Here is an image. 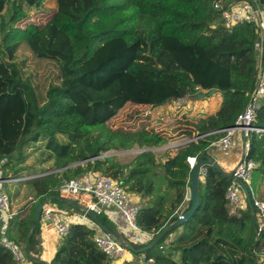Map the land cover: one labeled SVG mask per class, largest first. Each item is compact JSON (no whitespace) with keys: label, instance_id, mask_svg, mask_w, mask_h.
<instances>
[{"label":"trees","instance_id":"16d2710c","mask_svg":"<svg viewBox=\"0 0 264 264\" xmlns=\"http://www.w3.org/2000/svg\"><path fill=\"white\" fill-rule=\"evenodd\" d=\"M214 1L24 0L41 12L55 11L47 22L38 24L22 13L23 4L14 3L5 19L9 0H0V178L43 174L22 181L36 204L30 202L16 211L6 236L24 251L28 243L35 257L27 255L32 264H45L38 257L40 221L32 231L36 206L47 197L52 198L49 203L57 202L54 197H61L64 181L85 173L111 176L140 197L137 225L152 238L137 249L147 247L178 220L176 211L187 193L183 212L191 208L193 169L188 157L209 153L223 130L235 124L255 88L261 53L258 27L243 23L227 28ZM217 1L228 4L233 0ZM251 1L264 10V0ZM177 51H190V59L199 61L202 68L220 69L226 86L219 90L222 101L217 110L200 118L198 138L162 162L152 149L167 143L164 135L115 131L108 122L132 97L133 80L155 78L163 85L182 87L154 104L164 108L163 115L170 113L167 104L187 92L197 97L196 82L176 67H184ZM262 57L264 62V43ZM44 65L53 69L47 85L37 80V70ZM31 66L36 71L28 70ZM211 82L202 81L204 85ZM253 124L264 129V96ZM39 144L45 147L43 158L38 165L27 166L29 150L38 149ZM134 147L141 151L129 163L111 154ZM245 159L257 163L254 185L264 181V132L250 135ZM50 162L60 171L47 173L44 164ZM231 182L206 165L199 182L201 203L182 224L185 233L171 241L166 252L160 247L177 226L171 228L155 246L134 252L135 259L124 264H257L264 254V233L259 234L254 225L251 205L232 212L226 198ZM97 218L111 229L106 214ZM95 235L96 230L88 225L73 223L50 264H113L97 246ZM2 239L0 233V264H19Z\"/></svg>","mask_w":264,"mask_h":264},{"label":"built area","instance_id":"2783aa9c","mask_svg":"<svg viewBox=\"0 0 264 264\" xmlns=\"http://www.w3.org/2000/svg\"><path fill=\"white\" fill-rule=\"evenodd\" d=\"M213 6L223 12V19L227 28H231L237 24L254 23L258 27L261 36V53L255 88L249 96L247 105L237 116L235 124L224 129V135L218 141L222 149L228 151L233 146L234 134L239 133L241 135L244 146L243 157L234 169L229 172L234 178L227 189L226 198L229 201L232 212L247 209L251 205L249 202V198H251L252 206L256 210V228L260 234L264 233V199L257 196L252 186L253 173L257 163L252 159H245V155L248 153L250 135L253 132H264L263 128L253 124L259 108V101L264 96V62L262 57L264 10L260 6L255 5L251 0H233L228 4L215 0ZM196 89L198 90V87ZM191 96L187 92L184 96L176 98L174 101L175 107H180L184 103L189 102ZM197 138L193 139L196 140ZM197 158L196 156L188 157V162L192 169L195 166ZM205 173L206 166L204 165L201 170V178H203V174ZM20 179L23 178L13 180L17 181ZM245 186L248 187L249 191L245 189ZM60 196L74 200L77 210H59L48 203L43 206L40 220L44 226L52 225L61 239L69 234L73 223L92 222L90 213H94L96 216L107 214L111 211L120 213L124 221V229L121 233L128 237L126 240L109 229L103 228L98 222H93L94 225L91 226V228L96 230L95 242L97 246L109 256L112 263L125 259L132 253L129 245H143L145 244V237L149 236L152 238L151 233L142 231L137 225L140 203L134 201L131 193L127 192L122 184L111 176L91 171L80 177L66 180L60 187ZM185 198L186 202L189 198V193H187ZM182 205L176 211L178 219L183 217L184 212L180 209ZM15 214L16 211L12 208L9 195L1 191L0 233L3 235L2 243L14 254L19 264H32L21 246L6 236L9 221ZM129 238L132 240V243ZM160 248L163 247L161 246ZM140 259L143 261L144 255H141ZM257 264H264V254L260 255V260Z\"/></svg>","mask_w":264,"mask_h":264},{"label":"rangeland","instance_id":"374dc122","mask_svg":"<svg viewBox=\"0 0 264 264\" xmlns=\"http://www.w3.org/2000/svg\"><path fill=\"white\" fill-rule=\"evenodd\" d=\"M23 4L24 8L22 13L26 14L29 17V20H32L35 23L42 24L47 22L55 13V11L51 12H41L36 10L34 7L28 6L24 0H9L4 12L3 17L8 19L12 13V6L13 4ZM22 25L26 23V20H23ZM1 34H0V41H1ZM177 53V54H176ZM175 53L177 59L181 61V64L184 67H180L177 64V68L182 69L186 72L187 79H192L196 82V86L198 87V93H203L205 95L204 98L199 99L198 96L194 97L191 96V100L189 102L184 103L180 107H175L174 99L171 103L167 104V109L169 110V114L163 115V107H156L154 104L162 100L167 96H171L176 94L173 89L176 91H180L182 88L179 86L175 88L173 83L170 85H163L160 82H157L155 78H143L139 80H133L130 82V90L132 97L128 100L127 104L119 110L117 115H115L109 122L108 127L112 130L120 131V132H135V131H143L146 133L158 132L167 139V143L164 146H167L170 142H176L173 145L176 148H180L185 145V142L195 138L196 136V126L200 120V118L208 113L210 108H214L216 105L212 101L215 98L214 94H217L220 88L226 86L225 79L221 76L222 73L220 69H217L214 65L208 66L207 68L199 65V61L195 62L190 59V51H177ZM196 58H194L195 60ZM197 61V60H196ZM204 64V63H203ZM222 69V68H221ZM28 70L36 71V68L31 66ZM52 67L50 65H44L38 68V81L41 82L43 85H47L53 76ZM207 80H211L210 84H203ZM215 81V82H214ZM219 84H218V83ZM127 84V82H126ZM172 87V89L170 88ZM164 88H168L165 91ZM164 89V90H163ZM169 90V91H168ZM165 91V92H164ZM162 92V93H161ZM214 100V101H215ZM178 108V109H177ZM180 110V112H177ZM181 129H187L186 131ZM195 131V132H194ZM186 133V136L180 137V141H175L179 139L178 137L181 133ZM195 134V135H194ZM183 138V139H182ZM61 140H64L61 138ZM162 146V147H164ZM137 151H131L136 149ZM169 148V147H167ZM174 149V148H169ZM130 151L124 152L123 150L120 151H111V153H115L116 156L122 162L129 161L134 154H137L139 151L138 147L132 148ZM165 151L164 149H162ZM45 151L44 144H39L38 149L29 150L30 156L27 161V166H36L40 159L43 158ZM159 154V152L157 151ZM163 153V152H162ZM45 167L49 169L47 173L55 172L56 168H54L52 162L44 164ZM40 175H32V176H25L23 179L14 181L11 180H3L0 178V192H6L9 196H11L12 201V208L13 210L17 211L19 208L31 202V204H36L35 196L30 192L29 188L22 184V181L36 178ZM6 184V187H5ZM254 185V181H253ZM256 189V194L259 198L264 199V181L257 182L254 185ZM175 193V191H172ZM172 195V194H171ZM174 196V195H172ZM171 196V197H172ZM187 199L186 202H188ZM117 232V230L115 229ZM186 227L184 225L177 226V228L171 231L167 238L164 239L163 244L164 247L162 250L168 252V244L171 241L177 239L181 234L185 233ZM137 246L136 244H134ZM167 247V248H166ZM134 254V252H133ZM138 261L142 262L141 259L138 257Z\"/></svg>","mask_w":264,"mask_h":264},{"label":"crops","instance_id":"0c3cea01","mask_svg":"<svg viewBox=\"0 0 264 264\" xmlns=\"http://www.w3.org/2000/svg\"><path fill=\"white\" fill-rule=\"evenodd\" d=\"M198 96V95H197ZM215 98H217L216 100L213 99L212 101L214 102V104L216 105L214 108H210V110L208 111V113L211 112H215L217 110V108L219 107L221 101H222V95L221 92H218L217 94H214ZM201 99V98H199ZM215 100V101H214ZM207 114V113H206ZM181 130H187V129H181ZM195 132V131H194ZM195 135V134H194ZM182 136H186V133H181V135L178 137L179 139L175 140V141H180V137ZM183 139V138H182ZM233 146L230 150L225 151L222 149V147L220 146V143L217 142L215 143L212 147L211 150L209 151V154H211L212 156L215 157L216 161L218 162V164L220 165V167L226 172L229 173L231 172L234 167L238 164V162L242 159L243 157V152H244V146H243V142H242V138L241 135L239 133L234 134L233 136ZM174 143L176 142H170L169 144H167V146L164 147H159V148H153L152 150H154L156 152V156L158 161H165L167 159V157L170 156H174L179 148L174 147L173 145H175ZM167 147H171L174 149H169ZM139 148V147H138ZM162 149H164L165 151H163ZM130 151V150H128ZM131 151H137L136 149H133ZM141 151V149L139 148L138 153ZM157 151L159 152V154L157 153ZM127 152V151H124ZM163 152V153H162ZM114 154L115 153H111ZM137 154H134V156H132V158H130L129 161H125L122 162L120 159L121 163H129ZM119 158V157H118ZM59 169H56L55 172H59ZM132 198L134 201L141 203V199L138 195L136 194H132ZM63 199H57V202L54 203H50L51 205L55 206L57 209L59 210H66V211H70L71 209L77 210V205L75 204L76 202L70 198H65L62 197ZM188 205V202H185L182 207L180 208L181 211L184 210V208H186V206ZM71 214V213H70ZM110 223H111V229L107 226H105L107 229H109L110 231H112L113 233L119 235L121 238L123 239H128L127 236L123 235L121 232L124 229V221L122 219V216L120 215L119 212L117 211H111L109 213L106 214ZM92 222H87L84 223L86 225H88L89 227H91L93 224V222H96L94 218H92ZM115 229L117 230V232L115 231ZM40 234L38 236L39 240H40V244H39V258L40 260H42L43 262L49 263L52 261L53 257L56 254V251L58 249V246L61 242V238L58 236V234L56 233L55 229L53 228L52 225H47L44 226L42 224V221L40 220ZM129 240L132 243V240L129 238ZM151 240V237L147 236V238L145 237V243L149 242ZM139 245V244H136ZM135 246V245H134ZM167 248V247H166ZM140 258V256H139ZM133 259H135V255L133 254V252L128 255L125 259L119 260L113 264H124L126 261H132Z\"/></svg>","mask_w":264,"mask_h":264},{"label":"water","instance_id":"95a60500","mask_svg":"<svg viewBox=\"0 0 264 264\" xmlns=\"http://www.w3.org/2000/svg\"><path fill=\"white\" fill-rule=\"evenodd\" d=\"M205 95L203 93H199L198 94V98H204ZM195 139H192L188 142L185 143L188 144L192 141H194ZM204 165H209V166H213L214 168H216L218 171H220L221 173H223L224 176H226L227 178H229L230 180H233V176L230 173H226L218 164V162L216 161L215 157L212 156L209 153L203 154L201 156H199L197 158V161L195 163V166L193 168V171L191 173V208L189 210H187L186 212L183 213V217L179 218L177 221H175L174 223H171L169 226H167L162 232L161 234L155 239L153 240V242L151 244H149L147 247H143L140 249H137L134 245H129V249L132 250V252H143L148 248H151L153 246H155L158 241L161 239V237L168 232L171 228L175 227V226H180L182 224H184L185 222H187L188 220H190L192 218V216L194 215L195 211L199 208L200 203H201V199H200V189H199V182L201 180V170H202V166L204 167ZM245 189L247 191H249L248 187L245 186ZM55 199H60L62 200V197H54ZM52 198L51 197H47L46 199H44L43 201H41L37 206H36V211H35V217H34V221L32 224V231L35 229V227L37 226V224L40 221V217H41V212L43 209V206L48 204L50 202ZM249 202L251 204V207L253 209V221H254V225L256 227V210L255 208L252 206L251 203V198H249ZM76 204V203H75ZM90 216L92 218L95 219L96 222H98L103 228L107 229L97 218V216L94 213H90ZM31 231V232H32ZM25 252L28 255V257H30L31 259H35V257H33L29 251V247H28V243L25 246ZM43 262V261H42ZM45 264H49L44 262Z\"/></svg>","mask_w":264,"mask_h":264}]
</instances>
